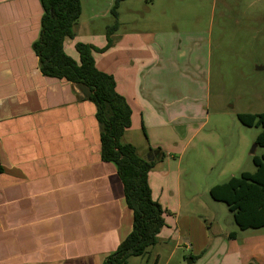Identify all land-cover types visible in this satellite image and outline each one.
I'll list each match as a JSON object with an SVG mask.
<instances>
[{"label": "crops", "instance_id": "0c3cea01", "mask_svg": "<svg viewBox=\"0 0 264 264\" xmlns=\"http://www.w3.org/2000/svg\"><path fill=\"white\" fill-rule=\"evenodd\" d=\"M42 16L40 0H0V264H103L132 232L133 212L115 165L102 160L95 105L79 100L73 84L40 71L32 46ZM76 40L64 45L75 60ZM194 42L189 56L171 55L158 45L148 52V62L112 75L132 109V125L123 141L143 158L151 150L166 154L162 166L158 163L149 174L153 199L162 206L169 192L180 193L179 177L163 170L171 165L167 159L180 155L182 160L188 139L210 114L211 76L204 55L197 52L202 39ZM97 54L96 66L102 71ZM157 66L153 76H143ZM176 71L185 86L171 79L165 92L163 72L173 77ZM179 215L171 221L165 216L167 226L159 240L187 238L192 217L186 214L183 226ZM259 232L264 229L221 232L226 239L218 252L228 247L222 264H242L229 257L239 252L247 263L257 258L255 264H264V233ZM231 233L235 239H229ZM214 238L208 237L197 253L204 254L211 243L214 248ZM154 256V263L157 257L160 261V255Z\"/></svg>", "mask_w": 264, "mask_h": 264}, {"label": "rangeland", "instance_id": "374dc122", "mask_svg": "<svg viewBox=\"0 0 264 264\" xmlns=\"http://www.w3.org/2000/svg\"><path fill=\"white\" fill-rule=\"evenodd\" d=\"M80 2L82 14L75 28L77 40L72 48L76 61H79L76 42L103 49L107 45L108 28L119 23L112 37V47L96 55L98 67L110 75L148 62V52L156 50L158 45L168 49L171 55L180 52L189 56L196 49L194 41L202 39L201 49L197 47V52L204 55L205 69L211 76L210 114L200 123V130H195L197 133L188 139L191 140L182 160L177 155L174 159H167L171 162L169 167H163L180 180V193L171 191L163 199L167 219L171 221L180 214V224L184 226L188 214L192 217V230L186 239L180 236L159 240L160 244L152 249L150 260L135 257L129 259L128 264H153L154 254L160 255L159 264L226 262L228 247L224 245L218 252L226 239L223 234L239 232L240 229L227 205L211 198L210 189L227 183L232 177H239L243 172L251 173L255 170L253 156L261 158L264 154V148L255 149L254 144L262 129L245 127L238 119V114L264 113V0ZM115 7L117 19L113 15ZM179 66L192 71L190 65ZM157 69L158 66L151 67L143 76L149 78ZM173 75L162 74L165 92L172 86L171 79L174 85L181 82L185 86L179 71ZM171 227L174 231V225ZM213 236L217 241L214 248L210 249L211 243L204 254L199 255L197 251L209 243L208 237ZM239 253L241 255L229 257L241 260L242 264L259 262L256 258L247 263Z\"/></svg>", "mask_w": 264, "mask_h": 264}, {"label": "trees", "instance_id": "16d2710c", "mask_svg": "<svg viewBox=\"0 0 264 264\" xmlns=\"http://www.w3.org/2000/svg\"><path fill=\"white\" fill-rule=\"evenodd\" d=\"M40 2L43 7L41 32L32 46L40 71L45 77L73 84L79 91V100L95 105L101 128L102 160L115 165L124 185L127 206L133 212L132 232L103 264H128L131 258L146 257L158 245L159 235L167 226V211L153 199L149 184L150 172L165 160L166 154L151 150V155L157 154V157L148 161L138 154L135 146L123 141L132 125V109L117 92L115 78L96 66L94 54L112 47V36L119 23L108 28L107 45L103 49L78 42L75 48L79 61H76L66 53L64 45L66 40L76 38L75 28L82 14L80 0ZM113 15L118 18L117 7ZM238 119L245 127L262 129L254 144L255 149L264 148V113L238 114ZM253 164L255 172L241 173L210 189L211 198L227 205L241 231L264 229V154L261 158L253 156ZM2 173L0 168V175ZM235 238V233L229 235V239ZM154 264H159V257Z\"/></svg>", "mask_w": 264, "mask_h": 264}, {"label": "water", "instance_id": "95a60500", "mask_svg": "<svg viewBox=\"0 0 264 264\" xmlns=\"http://www.w3.org/2000/svg\"><path fill=\"white\" fill-rule=\"evenodd\" d=\"M255 151H253V153H254ZM147 160L148 161H153L154 160V155H151V156H149L148 158H147ZM191 262V261H190Z\"/></svg>", "mask_w": 264, "mask_h": 264}]
</instances>
